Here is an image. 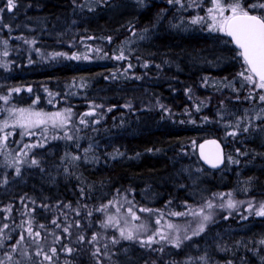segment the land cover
Segmentation results:
<instances>
[{
  "label": "trees",
  "instance_id": "trees-1",
  "mask_svg": "<svg viewBox=\"0 0 264 264\" xmlns=\"http://www.w3.org/2000/svg\"><path fill=\"white\" fill-rule=\"evenodd\" d=\"M165 1L16 0L9 11L7 0H0V94L19 87L10 100L38 98L39 107L53 109L71 88L75 105L71 139L31 151L38 165L14 178L0 163L2 264H264V216L255 213L220 214L199 237H180L179 248L156 241L142 246L147 234L133 231L136 238L126 240L116 223L104 226L116 213L110 206L116 199L142 201L150 215L201 203L214 189L264 195V113L255 109L264 101L256 83L240 81L241 72L249 73L238 50L224 33L211 30L212 0H201L196 11L188 10L189 0ZM196 16L203 19L194 23ZM33 23L28 37L44 57L12 38ZM69 39L71 48L64 43ZM55 52L63 57L54 60L49 55ZM84 52L87 58H66ZM121 53L125 58L117 60ZM229 80H235L232 87ZM13 135L10 144L18 139ZM211 137L229 156L239 150L237 167L210 171L200 164L190 150ZM191 162L212 179L188 177L184 165ZM8 178L15 183L5 184ZM136 209L126 212L145 213Z\"/></svg>",
  "mask_w": 264,
  "mask_h": 264
},
{
  "label": "rangeland",
  "instance_id": "rangeland-1",
  "mask_svg": "<svg viewBox=\"0 0 264 264\" xmlns=\"http://www.w3.org/2000/svg\"><path fill=\"white\" fill-rule=\"evenodd\" d=\"M91 1H96L100 4L102 3L103 0H91ZM189 2L190 3H188L189 4L188 10L190 11L191 10L196 11L195 8H202L203 1L201 0H189ZM231 2L232 0H221V3L225 5ZM254 2H256V0H246V3H254ZM165 3L168 4L169 3L168 0H166ZM131 5L137 7L132 3ZM209 7L207 8V12H209L208 11ZM210 8H213V2H211ZM180 9L182 8L181 6L178 5V10ZM211 15H216V13L213 12L211 13ZM224 15H230V12L225 11ZM196 19L197 16L194 17V20ZM25 29L27 31L26 33H23L21 37H16V38L12 37L13 39H16L18 41L17 46H24L30 50L28 51L29 53L34 52L38 57H44V55L41 54L40 52V48H37L38 42L28 37V33L32 32L33 29H36V24L35 25L25 24ZM138 30L139 29H137V31ZM133 32L136 33V31ZM141 37H143L142 34H139V39ZM70 40L71 39H69L68 41L67 40L64 41V43L67 44L69 48H71ZM83 43L82 44L86 46L85 40H83ZM90 51L91 50L85 52H90ZM85 52L82 53L81 55H75L74 53L68 54L66 55V58H71L73 56H76L84 59L87 56V53ZM61 54L62 53L60 52H55L54 54H50L49 56H51L52 58L58 57L54 59L56 60V59H61V57H63V55L60 56ZM240 78L242 80L240 79L238 80L240 81L244 80L243 77L240 76ZM253 80L255 81V83H259L257 79L254 77ZM234 81L235 80H229L226 82V85H228V87H232ZM68 86L70 87V84ZM17 89L18 91H20L21 88L10 87L7 91L5 90V92H7L6 94L5 93L0 94V97H7V100L0 99V103L3 104L2 107L4 108L3 112L0 115V159L2 160L0 163H2V166L6 167L8 170H11V172L14 174V178L23 176L24 173H26L28 167L34 166L31 163V161L33 159L35 160L37 159L35 156H32V154H30L31 151L37 148L39 150V147L41 145H44L48 142H54L56 139L60 140L63 138V136L67 138L72 137V125H73V119L75 117V112L72 108L75 107V105H73V103L71 102L73 99L71 88L68 91V97H66L67 99L61 98L62 104L53 109H48L46 107H39L37 104L39 102L38 98H36L35 100L29 103H20L19 101L14 102L13 100H10L11 98L14 97L12 92L14 90L17 91ZM257 89L260 91V96L264 95V89H260L258 87ZM26 90L29 91L30 87H26ZM46 101L48 102V104L54 103L53 95L49 94ZM20 110H24L23 114H21ZM66 110H70L71 114L69 115ZM256 110H258L260 114L264 113V103L263 102L260 103L256 108ZM56 113H60L63 117H67L66 122L61 125L59 118H56L54 116V114ZM35 114H40V115L39 117H37ZM29 118L32 120L43 119L45 123L37 124L34 126L20 127L18 121L27 124V119ZM14 130H16L15 132H17L18 139L13 144H10V142L13 140L14 137L13 135L15 133ZM26 132H30L31 134H24ZM5 137H7V139H5ZM22 144L23 146L25 145L27 147L25 148L22 147L20 149V145ZM196 147H197V143L196 145L194 144L192 150L190 151L193 153L194 150L196 153ZM236 152L237 151L233 149V154L230 156L229 154L227 155L228 157L226 158V163L223 168L224 171H230L233 167L238 166V163L233 162L235 161L234 156ZM229 157H231V160L228 159ZM184 166H185L184 172L191 179L197 181L201 178L212 179L211 173L202 171V168L194 164V162L188 163ZM17 167H19L20 169L19 175H17L16 173ZM217 174L220 175V173ZM221 175H224L223 171L221 172ZM6 181L7 182L5 184H7L8 186H11L12 184L15 183L13 179H9V178ZM201 200H202L201 203L200 202L196 203L194 201L191 203H185L184 209L181 211H177L172 207H166L164 209H156L153 213H150V215L146 213L148 211H143L145 213H140V214L134 213L136 217L134 218L132 215L134 211L132 212H126V211L133 206L134 208L135 207L137 208L136 210H142L144 208V203L142 201H135L132 202V205H128V204H124L123 200L116 199L112 202V204H110V206H114L116 208V213L115 214L112 213V216L110 215V217L115 218L113 222L118 225L119 231L120 229L123 228L126 231L132 230L138 233L139 235L147 234L146 235L147 237L156 234L153 242L156 241L158 245L162 243L170 244L166 240H161L160 235L167 236L169 237V239H172L177 235H179L180 237H184L185 235L191 238L195 237L197 235H193V231L198 230V227L202 222L205 224L206 227L209 221L211 220L215 221L216 217L219 216L220 214L226 213L231 217L236 215H239L240 217H246V214L256 213V211L259 210L260 205L264 204V195L258 197H252L248 195H240L239 191L232 188H228L222 191L220 189L217 190L214 189L211 193L209 194L206 193V197H204ZM230 200L235 203V207L233 208L227 207V204ZM208 204H211L212 207L211 208L207 207ZM250 204L251 207H249ZM201 210L203 211L201 212ZM173 213H184V215H172ZM193 213H196V215H193ZM204 215L210 216L211 219L209 221H203ZM138 220L140 221V224L133 225ZM154 221L156 224L151 225L150 222H154ZM144 223L145 225L143 226ZM169 225H172L173 227L169 228ZM199 236L200 233L198 234V237Z\"/></svg>",
  "mask_w": 264,
  "mask_h": 264
},
{
  "label": "snow or ice",
  "instance_id": "snow-or-ice-1",
  "mask_svg": "<svg viewBox=\"0 0 264 264\" xmlns=\"http://www.w3.org/2000/svg\"><path fill=\"white\" fill-rule=\"evenodd\" d=\"M142 2V0H141ZM169 3H172L173 0H168ZM177 3H179V0H176ZM213 2V8H210L208 11L209 13L215 12L216 15H211V19L213 21V24L211 25V30L213 31H220L226 33L228 36L232 37V42L235 43L238 48L241 50L239 55L243 57L245 63L248 65V75H245L244 72H241L239 75L244 78V80L253 82V77H258L259 83H256L255 86L264 89V2H260V0H256L254 3H246V0H232L231 3H228L227 5L222 4L221 0H212ZM16 7V0H7V9L11 11L13 8ZM259 9V14H254L256 10ZM92 10V9H89ZM0 11H3V9H0ZM225 11L230 12V15H224ZM219 17V18H218ZM203 18H197L193 22H199ZM111 39V38H109ZM79 59V57H75ZM87 58V57H85ZM117 60L124 59L123 53L121 55L115 57ZM131 67V65H129ZM18 91V89H17ZM0 99L7 100V97H0ZM261 101H264V95H261L259 97ZM99 107V106H97ZM21 114H23L24 110H20ZM68 114H71L70 110H66ZM37 117H39L40 114H35ZM85 115H93V112L85 113ZM56 118H59L60 124L66 122L67 117H63L60 113L54 114ZM20 127H27V126H34L37 124H43L45 121L43 119H27V124L19 122ZM81 123H85L84 120H81ZM243 131L247 132L248 128H244ZM24 134H31L30 132H26ZM237 133L235 131L228 133V135L235 136ZM7 139V137H5ZM71 139V137H69ZM208 143L216 144V141H210ZM217 149H219V145H216ZM27 147V146H26ZM203 148V146H201ZM239 151V150H237ZM122 155V153H118ZM73 160H78L80 157L74 156L72 158ZM205 159L208 160L209 163L212 164L213 167H216L218 163L221 162L222 156L219 151H217L215 157L213 159H209L207 156H205ZM231 160V157L228 158ZM238 163V161H233ZM33 165H38L39 161L33 159L31 161ZM17 175L20 174L19 167L16 168ZM5 182L6 179H5ZM111 203V202H110ZM106 207V206H105ZM207 207L211 208L212 205L208 204ZM223 207V205H222ZM228 208L235 207V203L233 201H229L227 204ZM251 207V204L249 205ZM131 212V210H129ZM141 211H150L148 209H142ZM203 210H201L202 212ZM258 216H264V204L260 205V208L255 213ZM133 217H135V214L132 213ZM172 215H184V213H173ZM193 215H196V213H193ZM114 217H109L108 220L105 222L104 226L107 227L109 224H112L114 221ZM211 219L210 216L204 215L203 221H209ZM118 222V221H117ZM53 224H56V221H53ZM41 228H43V225H40ZM59 227V225H57ZM143 227V226H141ZM172 225H169V228H172ZM205 228V224L202 222L198 230L193 231V235H198L200 232H203ZM27 231L31 234L33 232V229L29 226ZM65 232H68V228H64ZM36 236H39V232L35 233ZM120 235L122 238L126 240H133L136 238L134 236V233L132 230H125L120 229ZM156 234L150 235L147 237V240H141V245L147 244L149 247L151 246V243L154 241ZM23 236H21V240H23ZM191 237L185 235L183 237V240H188ZM79 239L81 241L84 240L83 236H80ZM97 237L95 235L92 236L91 241H95ZM161 240H166L168 243L172 244L176 248H179L181 246L182 240L179 235L175 236L172 239H169V237L160 235ZM90 241V242H91ZM118 241L113 240V243H116ZM19 243V241L17 242ZM15 250V249H13ZM53 253L56 251L55 248L51 250ZM67 251H71V249H67ZM99 252V249L96 250ZM39 255V252L37 253ZM95 255V253H94ZM45 259H50V257L45 256ZM2 264V262H0Z\"/></svg>",
  "mask_w": 264,
  "mask_h": 264
},
{
  "label": "water",
  "instance_id": "water-1",
  "mask_svg": "<svg viewBox=\"0 0 264 264\" xmlns=\"http://www.w3.org/2000/svg\"><path fill=\"white\" fill-rule=\"evenodd\" d=\"M225 35L228 37V39L230 40L233 47L240 52L241 50L238 48V46L232 42V37L228 36L226 33H225ZM242 59H243V57H242ZM243 61H244V59H243ZM247 67H248V65H247ZM255 78L259 82L258 77H255ZM210 141H216V144L208 143ZM216 145H219V149H217ZM201 146H203V148ZM217 151L220 152V154L222 156V160L220 163L217 164L216 167H213L212 164L209 163L208 160L205 159V156H207L209 159H213L215 157ZM197 156H198V159L201 162V164L206 169L212 170V171H218V170L222 169L225 162H226V153H225L224 146H223L222 142L220 140H218L217 138L211 137V138H206V139H203L202 141H200L197 145Z\"/></svg>",
  "mask_w": 264,
  "mask_h": 264
},
{
  "label": "bare ground",
  "instance_id": "bare-ground-1",
  "mask_svg": "<svg viewBox=\"0 0 264 264\" xmlns=\"http://www.w3.org/2000/svg\"><path fill=\"white\" fill-rule=\"evenodd\" d=\"M73 10V9H72ZM68 12H70V11H68ZM66 14H68V13H66ZM23 16V15H22ZM31 18V17H30ZM30 18H29V20H30ZM68 18V17H67ZM33 19V18H32ZM34 24V23H33ZM39 24V23H38ZM42 24V23H41ZM56 25H57V23H55ZM55 25V26H56ZM37 26V25H36ZM50 26V25H49ZM39 27V26H38ZM43 27V26H42ZM32 29V28H31ZM66 37V36H65ZM57 38V37H56ZM55 44V43H54ZM111 93V92H110ZM105 94V93H104ZM106 94H107V91H106ZM110 95V94H109ZM257 105V104H256ZM255 106V105H254ZM257 108V107H256ZM255 108V109H256ZM257 123V122H256ZM252 131V130H251ZM254 131H255V129H254ZM249 132V131H248ZM260 132V131H259ZM264 135V134H263ZM256 145V144H255ZM226 146V145H225ZM254 146V145H253ZM252 147V146H251ZM226 148V147H225ZM195 162H196V160H195ZM191 167V166H190ZM188 172V171H187Z\"/></svg>",
  "mask_w": 264,
  "mask_h": 264
}]
</instances>
